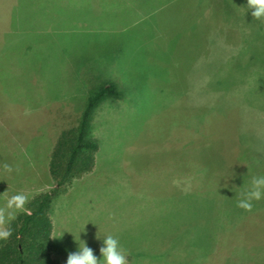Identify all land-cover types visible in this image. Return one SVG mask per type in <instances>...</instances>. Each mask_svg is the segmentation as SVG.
I'll use <instances>...</instances> for the list:
<instances>
[{
	"label": "rangeland",
	"instance_id": "374dc122",
	"mask_svg": "<svg viewBox=\"0 0 264 264\" xmlns=\"http://www.w3.org/2000/svg\"><path fill=\"white\" fill-rule=\"evenodd\" d=\"M0 1L24 21L0 31V207L15 184L51 191L59 136L104 84L118 90L90 119L94 169L52 200L55 264L82 241L101 258L109 234L129 264H264V199L236 205L264 176V68L249 78L264 20L247 0Z\"/></svg>",
	"mask_w": 264,
	"mask_h": 264
},
{
	"label": "trees",
	"instance_id": "16d2710c",
	"mask_svg": "<svg viewBox=\"0 0 264 264\" xmlns=\"http://www.w3.org/2000/svg\"><path fill=\"white\" fill-rule=\"evenodd\" d=\"M116 95L118 90L114 82L104 84L89 98L79 124L61 133L54 145L50 160L54 188L49 192L36 194L28 201L26 209L11 223L12 236L0 244V264H55L52 257L53 224L49 216L52 200L61 188L69 185L74 178L81 177L94 169L95 153L99 146L97 140L90 136V119L94 109L104 97ZM223 134L225 133L216 134L219 136L218 141L214 134L206 135L208 138H215L209 140L213 142L211 144L213 149L217 147L223 150L225 145ZM219 155L223 162L224 153ZM205 170L207 171V168ZM247 175L246 179H248ZM244 213L248 214L245 210ZM243 232L245 231H238L236 235L241 236Z\"/></svg>",
	"mask_w": 264,
	"mask_h": 264
},
{
	"label": "clouds",
	"instance_id": "9594fccd",
	"mask_svg": "<svg viewBox=\"0 0 264 264\" xmlns=\"http://www.w3.org/2000/svg\"><path fill=\"white\" fill-rule=\"evenodd\" d=\"M251 10V15L256 20H264V0H247L246 5ZM5 172L12 173L13 167L4 164ZM19 171V169H15ZM237 207L251 212L253 201L264 199V176H254L250 187L239 194ZM29 197L23 192H18L6 198L5 204L0 207V240H8L12 236L11 223L17 218V213L25 209ZM84 231V230H83ZM100 237L97 236V239ZM81 241V240H80ZM78 243V242H77ZM76 252H70L66 264H129L127 252L122 248L118 238L109 234L103 239V246L99 251L101 258H98L94 251L82 241Z\"/></svg>",
	"mask_w": 264,
	"mask_h": 264
},
{
	"label": "crops",
	"instance_id": "0c3cea01",
	"mask_svg": "<svg viewBox=\"0 0 264 264\" xmlns=\"http://www.w3.org/2000/svg\"><path fill=\"white\" fill-rule=\"evenodd\" d=\"M21 5V2H19V3H15V4H13L12 2H10V1H3V2H1L0 1V31L1 32H4L5 34H13V33H15L16 31H17V29L12 25V24H10V20H11V18L12 17H14V16H16V10H17V8L19 7ZM26 18H27V16H26ZM24 22V21H23ZM21 20H20V16L19 15H17L16 17H15V22L14 23H23ZM13 23V24H14ZM18 25H21V24H18ZM0 36L2 37V39L4 38V34H0ZM241 39V37L240 38H238L237 40H240ZM246 56V55H245ZM253 64H256L255 66H254V68L252 69V66H251V71H250V79L252 80V81H254L256 78H258V77H256V75L254 74V72H257V73H259V72H261L262 70H263V66L261 65V62H255V63H253ZM252 64V65H253ZM250 65V64H249ZM249 84H250V81H249ZM246 89H248V87H247V84H246ZM16 149H18V150H16ZM16 151H14L13 149L11 150V147L9 148V153H10V155H11V157L13 156V154L15 153V152H18L19 154H21V157H22V154L24 153V155L27 157L26 159L29 161V157H28V152H29V149H28V146L26 147H24V146H22V145H18L17 147H16ZM32 166H34V164H31ZM44 167V166H43ZM40 171H37L36 173H33V175H32V179L35 177V178H38L40 175ZM1 178V177H0ZM21 178H23V177H21ZM27 178H28V175H27ZM25 179V178H24ZM23 179V180H24ZM32 179H30L29 180V184H35V185H38V182L36 181V179H33L34 181L32 182L31 180ZM28 180V179H27ZM8 183H9V181H7ZM20 182H22V181H20ZM44 183V182H43ZM25 185V186H22V185ZM18 185L19 184H15L14 185V187H13V189H11L12 190V192H14V193H12V194H9L8 196H11V195H13V194H16V193H18V192H23L24 194H26L27 196H28V193H27V188H28V181L26 182V183H22L21 185H20V187H18ZM6 199V198H5ZM29 199H30V197H29ZM50 218H51V215H50ZM51 220H52V218H51ZM52 224H53V221H52ZM54 227V226H53ZM53 233H54V235H53ZM55 233H56V229L54 230V228L52 229V235L55 237ZM54 237H52V240H54ZM2 243V242H1Z\"/></svg>",
	"mask_w": 264,
	"mask_h": 264
}]
</instances>
